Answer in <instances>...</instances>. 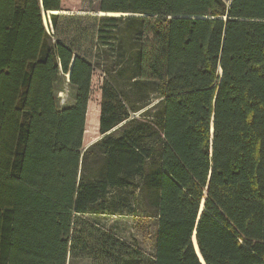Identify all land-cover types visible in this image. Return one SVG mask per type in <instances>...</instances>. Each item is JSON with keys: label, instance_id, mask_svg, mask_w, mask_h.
Masks as SVG:
<instances>
[{"label": "trees", "instance_id": "obj_1", "mask_svg": "<svg viewBox=\"0 0 264 264\" xmlns=\"http://www.w3.org/2000/svg\"><path fill=\"white\" fill-rule=\"evenodd\" d=\"M68 1L0 0V264H264V0Z\"/></svg>", "mask_w": 264, "mask_h": 264}, {"label": "rangeland", "instance_id": "obj_2", "mask_svg": "<svg viewBox=\"0 0 264 264\" xmlns=\"http://www.w3.org/2000/svg\"><path fill=\"white\" fill-rule=\"evenodd\" d=\"M98 0H69L68 6L71 9L87 10L90 7L97 5ZM85 12H83L84 14ZM72 14H78L77 11ZM46 20V17H44ZM46 22V21H45ZM100 86L99 75L93 79V90L90 100L88 102L85 132L83 135V143L85 147L94 143L99 139L98 135V119H99V94L98 88ZM55 91L57 93L58 104L60 108L69 107L74 103V93L70 89L66 77H61L55 84ZM99 216L87 218L91 222L96 223L99 227L112 233L116 237L125 241L126 243L136 247L142 253L151 255L154 247V234L156 224L152 220L141 216ZM70 264H91L88 259H76L70 261Z\"/></svg>", "mask_w": 264, "mask_h": 264}, {"label": "bare ground", "instance_id": "obj_3", "mask_svg": "<svg viewBox=\"0 0 264 264\" xmlns=\"http://www.w3.org/2000/svg\"><path fill=\"white\" fill-rule=\"evenodd\" d=\"M52 14H61V13H72V12H65V11H58V12H50ZM98 15H103V13H97ZM108 16H120L125 14H107ZM130 15V14H129ZM142 16V15H141ZM136 17V16H135ZM138 17V16H137ZM46 21V20H45ZM193 241V240H192ZM196 244V243H194Z\"/></svg>", "mask_w": 264, "mask_h": 264}, {"label": "water", "instance_id": "obj_4", "mask_svg": "<svg viewBox=\"0 0 264 264\" xmlns=\"http://www.w3.org/2000/svg\"><path fill=\"white\" fill-rule=\"evenodd\" d=\"M48 14H49V13H48ZM44 23H45V25H46L45 18H44ZM49 24H50V22H49ZM68 79H69V73H68V75L66 76V80H67V82H68ZM194 243H195V237H193V245H194V248H195V250H196V254L198 255V257H199V259H200L199 253H198V251H197V246H196V244H194Z\"/></svg>", "mask_w": 264, "mask_h": 264}, {"label": "built area", "instance_id": "obj_5", "mask_svg": "<svg viewBox=\"0 0 264 264\" xmlns=\"http://www.w3.org/2000/svg\"><path fill=\"white\" fill-rule=\"evenodd\" d=\"M47 17H48V14H47ZM50 25V24H49ZM50 27V26H49ZM51 28V27H50Z\"/></svg>", "mask_w": 264, "mask_h": 264}]
</instances>
